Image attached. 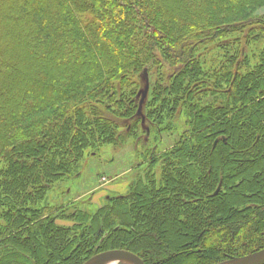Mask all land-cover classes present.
I'll return each mask as SVG.
<instances>
[{
	"label": "trees",
	"instance_id": "obj_1",
	"mask_svg": "<svg viewBox=\"0 0 264 264\" xmlns=\"http://www.w3.org/2000/svg\"><path fill=\"white\" fill-rule=\"evenodd\" d=\"M260 8L264 0H0V76H9L13 88L0 101V264H48L53 248L65 258L73 254L71 264L113 249L144 264H215L264 248V185L247 197L259 198L237 208L242 215L227 212L228 225L213 211L233 177L221 156L228 146L243 162L258 156L264 183ZM215 42L224 55L208 59L206 48ZM154 68L160 76L137 113L138 78ZM66 69L68 75L54 77ZM179 112L186 128L171 145L145 153L127 195L94 213L47 203L49 189L78 170L87 150L138 138L143 120L159 133L170 131ZM172 196L175 213L195 210L188 214L195 233L176 250L186 256L170 262L173 250L159 252L151 237H119L129 210L143 216L153 199L168 203ZM250 213L261 216L249 220ZM167 232L162 222L158 239L175 246ZM117 238L123 243L101 246ZM150 246L158 252L146 256L141 249Z\"/></svg>",
	"mask_w": 264,
	"mask_h": 264
},
{
	"label": "rangeland",
	"instance_id": "obj_2",
	"mask_svg": "<svg viewBox=\"0 0 264 264\" xmlns=\"http://www.w3.org/2000/svg\"><path fill=\"white\" fill-rule=\"evenodd\" d=\"M255 14H264V8L256 10ZM222 49L225 50L220 46L218 47L217 42L212 43L206 48V57L208 59H217L219 58V56L224 55ZM68 69H70V67H68ZM68 69L61 70L58 75H54V77H56V79H59L63 76L68 75ZM23 72L25 71L22 68L17 69V75H19V77L22 76ZM160 73L161 72H158L154 68L149 74L144 71V73L139 76L137 81L138 91L135 98L136 101L140 99L146 81L148 82L149 87H153V85L158 80ZM8 77L9 76H0V85L2 86V88H5V90H0V101H2L4 97V99H6V96L11 94V91H13V88H11L10 86ZM169 77L170 75H167L165 80ZM27 80L29 79L23 76L21 83L26 84ZM150 94L151 92L147 94L142 110L144 109L146 102L151 99ZM126 122V120L119 121L121 129L123 131H125V127L123 126L126 124ZM185 123L186 116L183 113L179 112L175 115L171 122V130L159 133L158 131H160V128L156 127L153 122H146L143 120L141 122V128L137 133L138 138L133 140L129 139L124 144L118 147H114L112 144H104L101 147L87 150L78 170L70 176H67L57 183H54L53 186L49 189L46 196L47 203L53 208L54 206L60 205L62 206V208H66L68 210H71L75 207L84 212L94 213L99 207H102L108 201V199L112 197H121L127 195L129 193L131 183L136 181L137 178L141 177L142 174L143 167L134 169L135 165L139 164V162L144 159L145 153L149 152L150 149L155 148L156 150H160L171 145L178 138L179 134L186 128ZM240 130L241 129L238 128V131ZM234 146L235 145H233L232 147L228 146L227 150L221 153L222 162L227 163L226 169L229 168L232 171L233 177L229 180L230 183L226 185L227 190L223 191L222 193L226 196H222L223 198L219 196L217 198L218 201H220L219 203L221 204V206L213 210L215 217H219L218 215L219 213H221V217L223 218L222 222L223 224L227 222V225L229 224V217H227V212L230 211V214L233 217H239L240 215H242L243 212L241 211L238 213L236 211L237 208H245L248 205L246 204L248 201L259 196V194L256 193V195L251 199H247L248 195L251 196L250 193L254 194V188L264 185V183L262 182V169L260 168L258 156L254 159L253 162H243L241 159L242 156ZM230 150H233L234 152H229ZM215 155L220 156L218 155V153H216ZM245 169H248L250 172L248 179L242 178V172ZM155 178L159 179L158 170L156 171ZM223 178L225 182L226 179L225 177ZM163 194H167L166 190L163 192ZM261 195H264V193H260V196ZM225 198H227V201L224 200ZM154 200L155 199H153L154 204L150 206L148 204L143 207V216H139V214H136L134 210H129V223L121 224V228L119 227L121 229V231L119 232V237L123 240H125L124 237L126 239L131 238L133 240H136V242H138L137 239L141 237L142 234H144L147 238L151 237L152 239H154V242H156V248L154 249H158L159 252H167L173 250L171 251V253H174L173 257H170L169 259V261L172 262L179 255L186 256L181 254H178L176 256V252L182 247L186 246V237L189 236V234L195 233L193 231L195 226L191 224L190 218L188 216V214H192V211L195 210L189 209L187 211V215H181V213L178 211L175 213L173 196L168 199L169 206L165 201L162 202L161 200H158L157 202H154ZM178 208H180V206ZM208 211L209 210L206 209V214H208ZM247 216L250 220L252 218H258L261 215H257V213L256 215L250 213ZM56 222L57 224L63 225L65 227H71L73 224V222L63 219H57ZM162 222L165 224V226L168 227L167 233L169 235V238L173 240V242H175V246H164L162 240L158 239L160 236V225ZM231 222L233 224V221ZM208 238L212 240L211 234H208ZM111 239L108 240L109 242L106 244L102 241L101 246L108 247L112 246V244L117 245L123 243V241H119L118 238L114 240L115 242ZM210 239H208V242L211 241ZM140 240H142V237ZM154 249L150 246L141 250L146 254V256H148L149 253L157 251ZM44 251L45 256L43 258L45 261H49L48 257L51 258V251L49 250V247H46V250ZM55 251L56 255H54L52 262H47L48 264H53V261H55V259L57 258L59 259L57 261L59 262V264H71V262L74 261L73 254L72 256L65 258V256H61L59 254L58 249L55 250V248H53L52 252ZM86 261H84L82 264H84ZM193 262L194 261H191L187 264H194ZM202 262H205V264L210 263L209 260ZM225 262L228 261L217 262L215 264H224ZM37 264L42 263L38 262ZM115 264L128 263L118 262Z\"/></svg>",
	"mask_w": 264,
	"mask_h": 264
},
{
	"label": "water",
	"instance_id": "obj_3",
	"mask_svg": "<svg viewBox=\"0 0 264 264\" xmlns=\"http://www.w3.org/2000/svg\"><path fill=\"white\" fill-rule=\"evenodd\" d=\"M148 88L149 84L146 81L145 87L141 93L140 100L138 103L137 113H140L141 111V106L146 98ZM117 258L128 260L133 264H144L143 261H141V259L135 254L120 249H113L100 252L89 258L84 264H102L105 261ZM224 264H264V248L241 257L233 258L228 262H225Z\"/></svg>",
	"mask_w": 264,
	"mask_h": 264
},
{
	"label": "bare ground",
	"instance_id": "obj_4",
	"mask_svg": "<svg viewBox=\"0 0 264 264\" xmlns=\"http://www.w3.org/2000/svg\"><path fill=\"white\" fill-rule=\"evenodd\" d=\"M118 262L128 263V264H133L132 262H130V261H128V260L120 259V258H117V259H111V260L105 261V262L102 263V264H115V263H118Z\"/></svg>",
	"mask_w": 264,
	"mask_h": 264
}]
</instances>
